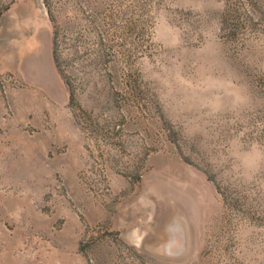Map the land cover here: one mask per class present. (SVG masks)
I'll return each instance as SVG.
<instances>
[{
    "label": "rangeland",
    "instance_id": "obj_1",
    "mask_svg": "<svg viewBox=\"0 0 264 264\" xmlns=\"http://www.w3.org/2000/svg\"><path fill=\"white\" fill-rule=\"evenodd\" d=\"M0 264H264V0H0Z\"/></svg>",
    "mask_w": 264,
    "mask_h": 264
}]
</instances>
